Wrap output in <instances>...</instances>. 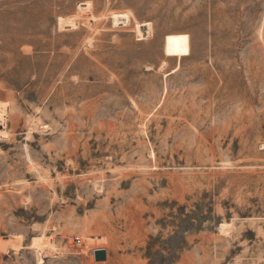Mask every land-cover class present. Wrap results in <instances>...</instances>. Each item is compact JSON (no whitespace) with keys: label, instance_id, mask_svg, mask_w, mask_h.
Returning <instances> with one entry per match:
<instances>
[{"label":"rangeland","instance_id":"1","mask_svg":"<svg viewBox=\"0 0 264 264\" xmlns=\"http://www.w3.org/2000/svg\"><path fill=\"white\" fill-rule=\"evenodd\" d=\"M40 259L264 264V0H0V264Z\"/></svg>","mask_w":264,"mask_h":264},{"label":"bare ground","instance_id":"2","mask_svg":"<svg viewBox=\"0 0 264 264\" xmlns=\"http://www.w3.org/2000/svg\"><path fill=\"white\" fill-rule=\"evenodd\" d=\"M95 21V19H93V18H90V19H87L86 20V24L88 25V26H92V23ZM84 23V24H85ZM65 28L66 27H68V28H75L76 27V20H75V18H67V19H65V21H64V25H63ZM44 239H45V236L43 235V236H40V237H34V240H33V244H32V246H38V248L40 247L41 248V246H43V245H41L40 246V244H41V242L43 241L44 242ZM87 240L90 242V243H93V245L95 246V247H98V246H100L101 245V243L102 242H104V238H102V237H98V236H94V237H88L87 238ZM46 245H48V244H46ZM53 246V245H52ZM43 263V260L42 259H40V261L38 262V264H42Z\"/></svg>","mask_w":264,"mask_h":264},{"label":"water","instance_id":"3","mask_svg":"<svg viewBox=\"0 0 264 264\" xmlns=\"http://www.w3.org/2000/svg\"><path fill=\"white\" fill-rule=\"evenodd\" d=\"M96 261H104L107 259V250L106 249H96L94 251Z\"/></svg>","mask_w":264,"mask_h":264}]
</instances>
